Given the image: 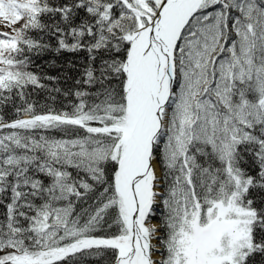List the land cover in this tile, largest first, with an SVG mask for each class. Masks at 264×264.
I'll list each match as a JSON object with an SVG mask.
<instances>
[{"label": "snow or ice", "instance_id": "snow-or-ice-1", "mask_svg": "<svg viewBox=\"0 0 264 264\" xmlns=\"http://www.w3.org/2000/svg\"><path fill=\"white\" fill-rule=\"evenodd\" d=\"M93 261L264 264V0H0V264Z\"/></svg>", "mask_w": 264, "mask_h": 264}, {"label": "trees", "instance_id": "trees-1", "mask_svg": "<svg viewBox=\"0 0 264 264\" xmlns=\"http://www.w3.org/2000/svg\"><path fill=\"white\" fill-rule=\"evenodd\" d=\"M6 31L7 29H3ZM84 53H61L57 55L56 53H46L39 57L35 65L33 66V71L37 73H43L47 76L58 77L57 81H45L49 86L60 87L61 89L71 88L75 78L78 76L77 68L68 67V62L72 61L75 64H79L83 59ZM56 96L55 100L44 91L34 93L32 100L37 102L41 108L51 106L54 108H61L67 101L60 94H54ZM58 135V134H57ZM95 264V262H91Z\"/></svg>", "mask_w": 264, "mask_h": 264}]
</instances>
